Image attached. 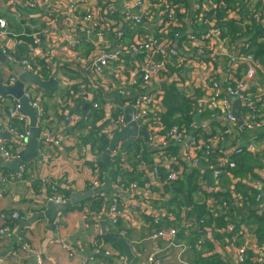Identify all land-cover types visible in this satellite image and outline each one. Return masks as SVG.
<instances>
[{
    "label": "crops",
    "instance_id": "0c3cea01",
    "mask_svg": "<svg viewBox=\"0 0 264 264\" xmlns=\"http://www.w3.org/2000/svg\"><path fill=\"white\" fill-rule=\"evenodd\" d=\"M70 1L18 0L16 9L12 12L7 0H0V17L6 21L7 31L20 35L17 41L14 39L10 43L8 55L2 50L5 41L0 39V49L8 59L12 56L27 57V47L32 45L33 34H39L42 38L43 47L39 52L49 48L53 52L46 62L41 60L44 81L50 78L57 81L55 91L43 90V109L46 119L49 120V127L54 132L61 133L59 136L56 135L60 140L59 145L49 147L44 152L48 155L47 159L43 157L37 143L36 157L25 163L27 172L23 182L5 185L0 180V213L10 214L16 211L19 215V218L11 224L10 231L0 235V264H27L37 260L42 264H80L83 259L89 258L91 260L87 261V264H148V258L156 250L163 251V260L160 264H239L237 252L240 248H245V264H258L259 258L262 259L260 264H264V244L258 243L253 233L256 226L249 219L254 215L264 214V62H262L264 59L261 61L257 57V47L250 45L252 40L264 41V21L253 18V13L264 9V0H231L234 3L232 6L229 4L230 11H223V17H219L224 25L218 22L222 37L229 45H242V51L253 55L261 64L247 91L250 94L252 108L255 109L254 113L244 107L240 109L243 123L250 122L254 114L250 130L246 129L244 124L241 127L236 122L224 123L221 113L216 108L200 107L199 101L203 94L200 83L207 80L203 70L196 72L192 66L180 68L166 66L165 74L173 78V81L151 83L150 87L143 89L136 81L137 75H133L135 68L127 64L136 56L125 60L124 63L112 64L102 71L97 78V86L91 87L93 97L91 101L98 104V109H92L89 102L80 99L71 100L67 83L69 80L72 82L81 77L82 69L77 64L70 67V64L77 55L86 61H92L99 52L98 48H94L93 43H98L101 47L105 44L114 46L115 40L110 33L102 38L97 37L93 31L82 33L80 18L85 11L79 9L76 13H69L66 5ZM92 1L96 5H103V0ZM123 1L129 0H116L117 12L114 16L117 19H120V14L123 13ZM179 1L183 3L185 10L183 31L190 33L191 26L188 22L199 13L196 10L198 3L196 0ZM212 5L214 0H205V6L210 11L214 10ZM228 23L235 27L234 34L229 33L225 25ZM194 29L197 27L194 26ZM156 30L153 25L148 29L152 33H156ZM76 40H80L79 45L74 48L68 46ZM129 40L128 37L126 43ZM13 50H15L14 54ZM215 51L218 52L217 49ZM40 56L41 54L38 58ZM13 65V63L6 65L0 62V74L4 86H7L10 77L17 78L12 70ZM223 67L225 72L226 65L224 64ZM115 70L117 72H114ZM243 72L244 68L239 70V74L242 75ZM86 73L90 75L92 72L87 70ZM177 76L180 78L181 87L175 80ZM83 81L86 82V79ZM122 89L125 91L124 96L119 93ZM144 93L161 94L160 118L167 111L168 104L179 96L180 101L185 100L190 105L189 113L193 115L192 119L195 114H200L202 126L198 127L193 121L195 133L202 135L203 138L219 139L218 148H222L226 156L235 147L242 146L243 155L245 152L251 155L258 154L259 160L239 164V168L236 164L230 175L223 176L220 179L218 192L220 194L227 192V194L226 197L218 199L206 189V186L215 185L210 169L204 164L190 165L182 156V149L177 146L176 154L170 152L179 157L175 170L181 175L182 185L179 186L182 188L181 193L177 195L172 191L174 188H171L176 183L173 185L162 183L165 174L163 169L161 170L164 173L160 170V176H153L151 170H143L139 167L135 158L139 152L134 154L135 145L125 147L127 145L120 141L121 145L118 143L110 154L111 167L106 166L102 154L107 149L109 140L99 134L100 128L106 124L108 117H115L121 112L120 107L124 103ZM14 102L15 99L12 97H0V106L3 109ZM199 110L201 112H198ZM64 116L76 118L75 121L65 123ZM85 117L88 120H85ZM182 124L188 128L192 123ZM16 126L22 129L20 124ZM99 137H104L108 141L106 149L102 152L99 151L98 146H92L94 145L92 142ZM9 138L10 135L6 131L0 133L2 143L7 142ZM135 139L142 141L140 138ZM247 142L255 144L256 152L247 150ZM83 146L87 149L85 153L82 152ZM145 149L143 159L150 165L154 164L162 150L154 151V147L148 145ZM94 154L107 171L108 177L103 185L105 199H98L91 189ZM242 156L236 158V161L242 160ZM212 162L217 163L215 157L212 158ZM194 169L197 170L195 176H189ZM16 171L0 168V178L6 174H15ZM40 178L55 184L66 200L76 193H87L88 197L59 213L51 224L45 218L48 195L44 193L38 181ZM121 181L126 184L135 182L138 195L119 191L118 185ZM189 182L195 189L190 194L187 193L186 186ZM250 189L257 191L253 205L246 203L247 197L244 196L249 194ZM117 194L120 196L121 218L117 225L112 226L108 220V208ZM257 196H260L261 200H258ZM209 198L213 201L215 199L217 207L224 206V211L214 214L206 204ZM202 206L206 209L205 215L197 218L202 212ZM155 215L160 216L161 219L155 221ZM210 220H223L225 224L215 230L213 224H209ZM198 221L201 222L200 225ZM229 222L235 224L233 235L227 231ZM3 225L5 224L0 221V228ZM102 225L107 234L122 239L129 246L131 256L124 254L122 246L116 240L104 237ZM159 230L174 233L172 241L167 237H155ZM19 234L24 236L21 243L18 241ZM170 242L172 246L169 247ZM63 245L67 249H64ZM25 247L28 250H25Z\"/></svg>",
    "mask_w": 264,
    "mask_h": 264
},
{
    "label": "built area",
    "instance_id": "2783aa9c",
    "mask_svg": "<svg viewBox=\"0 0 264 264\" xmlns=\"http://www.w3.org/2000/svg\"><path fill=\"white\" fill-rule=\"evenodd\" d=\"M198 7L196 10L199 13L193 20H189L188 25L191 26V32L183 31V3L179 0H129L123 1V13L120 14V19H117L115 3L116 0H103V5H96L92 0H71L67 3L66 7L69 13H76L79 9L85 11V14L80 18V31L82 33H89L93 31L97 37L102 38L105 34L110 33L114 40L115 45L100 46L98 43H93L94 48H98L99 52L96 53L92 61H86L79 55L76 56L70 67L77 64L82 69L81 77L74 79V81L67 80L71 100L80 99L86 103H90L92 109H98V104L91 101L92 92L91 87H96L97 78L102 74V71L112 64L124 63L132 56L135 59L129 60L127 64L135 68L137 75L136 81L139 86L146 89L153 84H160L166 80L169 83L173 78L167 76L166 66L170 67H187L192 66L196 72L204 71L206 75L205 81H201L200 87L203 91L200 107L216 108L222 116L224 123H235L231 114L232 99L237 98L241 103V107L250 110L254 113V108L249 90V83L255 78L260 63L255 60L253 55H248L242 51V45H229L227 40L222 37V30L218 25L214 14L208 17L210 10L205 6V0H196ZM217 3L212 5L213 9H217L223 5V0H216ZM10 10L13 12L16 9L18 0H7ZM95 9V10H94ZM195 10V9H194ZM253 18L264 21V9L258 13H253ZM185 19V18H184ZM262 21V22H263ZM154 26L157 30L156 33L149 32L150 26ZM197 29H194V26ZM6 21L0 17V39L5 41V47L2 49L5 54H9L10 43L20 37L7 31ZM130 38L126 43V39ZM32 45L27 47V57L15 58L12 56L10 59L13 64L21 67L26 73L43 79L41 73V60L46 62L50 59L53 52L49 49L39 52L43 47L42 38L39 34L32 35ZM80 40H76L69 47L74 48L79 45ZM218 50L216 52L215 50ZM15 50H13L14 54ZM41 56L38 58V55ZM205 60V61H204ZM226 65L224 72L223 65ZM244 68L243 74H239V70ZM87 70H91L88 75ZM114 72H117L115 70ZM113 75L115 73L112 72ZM201 77V76H200ZM86 79V82L83 81ZM183 79V77H182ZM16 77L8 79L7 86H12ZM175 80L182 86L180 78L177 76ZM93 81V82H92ZM92 83V84H91ZM72 87H76L72 89ZM119 93L124 96L125 91L122 89ZM129 94V93H128ZM25 95L29 100V104L35 109L37 117V126L39 134L37 143L41 148L43 157L48 158L44 153L49 147H56L59 145L60 140L57 138L59 132H54L49 127V120L46 119L43 109L44 92L31 84H25ZM126 97V96H125ZM125 99L124 97H122ZM195 99V98H194ZM161 94L152 95L144 93L136 96L130 102L124 103L120 107V113L115 117H108L106 124L100 128L99 134L110 140L116 131H120L127 125L124 110L131 109L130 120L137 125H143L148 133V141L145 146L155 148H164L168 145H181L182 156L190 165L204 164L211 171V176L214 181V186H206L209 193L215 194L220 190V179L223 176L230 175V172L236 168V158L240 157L243 153L242 146H237L231 153L226 156L222 148H218L219 139L203 138L202 135L195 133V127L190 124L188 128L184 126H171L167 131H164L161 124L160 114L162 113L161 107ZM198 112H201L200 110ZM149 117H154L156 121L148 125ZM76 117L64 116L63 121L69 123L75 121ZM254 114L251 116V121ZM88 120V118H84ZM27 117L20 112V105L14 102L8 105L5 109L0 106V133L7 132L10 138L7 142L0 140V157L4 160L11 161L18 158L26 150V138L28 136ZM251 121L243 123L246 129H251ZM16 124L22 125V129L18 128ZM164 131V132H163ZM57 135V136H56ZM133 139L121 141L126 144L125 147L134 146ZM119 142L118 145H121ZM122 144V145H123ZM117 146V145H116ZM249 152H256V146L253 142L246 143ZM82 152H87L85 146ZM143 149L140 148L139 154L136 155V161L139 167L143 170H151L153 176H160V170L165 171L164 179L162 180L165 185H173L180 180L181 175L175 170V166L179 162V157L170 154V152L162 151L160 156L150 165L143 159ZM92 162L93 179L91 181V189L97 195L98 199H105L104 181L107 179V171L103 168L99 160L96 159V154L93 155ZM216 158V162H212V158ZM27 172L26 164L19 166L15 174H6L1 176L0 180L5 185L23 182ZM204 180V179H202ZM39 183L44 189V193L48 195V202L61 204L66 199L59 193L55 184L40 178ZM137 184L135 182L124 183L119 182L118 190L127 191L131 194H137ZM119 194L112 200L108 208V220L112 226L118 224L121 218L119 209ZM261 200L260 196H257ZM206 204L212 209L213 213L223 212L224 206L219 205L213 201L212 198L207 199ZM225 205V204H223ZM184 212V209H183ZM19 218L18 213L12 212L10 214L0 213V221L3 225L0 228V235H4L10 231L11 224ZM155 221L161 218L158 215L154 216ZM199 224L201 222L199 221ZM235 224L229 222L227 231L231 234L234 233ZM125 234V231H123ZM174 233L169 231L159 230L155 237H167L172 241ZM24 236L18 235V241L23 242ZM97 245L96 242H94ZM172 243H169V247ZM67 249L65 245L62 246ZM25 250H28L26 247ZM163 251L156 250L149 258L148 264H160L163 260ZM89 259H83L80 264H87ZM246 252L245 248L238 249L237 263L245 264ZM262 259H258V264ZM27 264H42L40 261H31Z\"/></svg>",
    "mask_w": 264,
    "mask_h": 264
},
{
    "label": "water",
    "instance_id": "95a60500",
    "mask_svg": "<svg viewBox=\"0 0 264 264\" xmlns=\"http://www.w3.org/2000/svg\"><path fill=\"white\" fill-rule=\"evenodd\" d=\"M261 30V29H260ZM263 31V30H262ZM0 62L6 65H11V60L7 58L5 54L0 49ZM12 70L17 75V80L12 86H4L3 85V77L0 74V97H12L15 99L16 102L20 105V112L28 119V136L26 138V150L23 152L22 155H20L18 158H15L11 161L4 160L3 158H0V168L6 169L8 171H16L18 170L19 166L30 161L31 159L36 157L37 153V139L39 134V128L37 126V117H36V111L35 109L29 104V100L25 95V84H31L36 86L37 88L53 92L57 89V81L54 78H50L47 81L40 80L38 77L30 75L26 73L21 67L18 65H13ZM232 105H231V114L234 118V121L239 126H243V121L240 116V109H241V103L237 98L232 99ZM125 112V119L127 122V125L122 128L120 131H116L111 139L109 140V144L107 149L102 154L103 162L106 166L111 167L110 165V154L115 150L116 145L123 140L127 139H135L140 138L144 142V144H147L148 141V133L143 125H137L136 123L132 122L130 120L131 115V109L127 108L124 110ZM193 121L195 125L198 127L202 126L200 121V114L197 113L193 117ZM170 145L164 147V148H155L154 151L157 150H163ZM177 147H180L182 149L181 145H175ZM88 197L87 193H76L74 195H71L69 199H67L65 202L61 204H55L53 202H47V209L45 211V218L48 219V221L53 224L56 216L64 212L71 207L77 205L84 199ZM102 232L104 234V237L106 239H112L116 240L119 245L122 246L124 254L126 256H131L130 248L129 246L122 240L116 238V236L109 235L106 233L104 225H102Z\"/></svg>",
    "mask_w": 264,
    "mask_h": 264
},
{
    "label": "trees",
    "instance_id": "16d2710c",
    "mask_svg": "<svg viewBox=\"0 0 264 264\" xmlns=\"http://www.w3.org/2000/svg\"><path fill=\"white\" fill-rule=\"evenodd\" d=\"M216 3H217V1L214 0V4H216ZM223 3L224 4L222 6H219L217 9L210 11V13L208 15V17H210L212 14H214L216 20L219 23H221V25H224L223 22H221V20H220V18L223 17V11L229 12L231 9L232 3H234V2H231V0H223ZM229 4H231V6H229ZM225 25H226V27H228V31L230 34H234V32H236L235 27L231 26L230 23L225 24ZM250 45H252L253 47H257L256 48L258 50L257 57L260 58L262 61V59H264V41L259 42L258 40H252V41H250ZM17 58H19V57H17ZM262 62H264V60ZM172 92H173V90H172ZM174 92H175V90H174ZM181 101H180V98L178 96L174 102L169 104L170 109L167 108V111L165 112V114L161 118V122L164 125L163 126L164 131H167L173 125H177V126L182 125V123H184V122L186 123V125H188L190 123L193 124V119H192L193 115L189 113L190 112L189 111L190 105L188 104L187 101L183 100L185 102L182 101L184 103V106L182 107ZM177 116H179V117H177ZM154 121H156V119H154V117H149L148 125L150 126V124ZM133 140L135 142L134 154L139 152L140 148H142L143 149L142 154H144V156H145L146 149H145V145L143 144V142L140 140H136V139H133ZM107 143H108V141L104 137H99V139H96L92 142V144H94L92 146L93 147L98 146L99 151L102 152L106 149ZM162 151H167V152H171L173 154H176L178 152V149L175 145H170L169 147L163 149ZM259 157L260 156L258 154L251 155L250 153L245 152L244 155L241 157L242 160L238 159L236 161L237 168H239V164L242 165L243 163L247 164V163L253 162L255 160H259ZM113 164H114V162H113ZM161 171L164 173L163 170H161ZM195 173H197V170L194 169L193 171H191L189 176L194 177ZM164 176H165V174H164ZM181 180H182V178H180V180H178L176 182V184L171 187V188H174V189H172V191H174L176 193V195H177V193H181L180 191H181L182 187L179 186V184L182 185V183H180ZM177 185H178V187H177ZM186 186H187V193L190 194V193L194 192L195 189L191 186V182H189L188 184L186 183ZM185 189H186V187H185ZM226 194H227V192H225L223 194H220V192H218V193H215L213 195V197L214 198L216 197L218 199L220 197H226ZM256 194H257V191L255 189H250L249 194L244 195L245 197H247L245 200L246 203L253 205L254 204L253 199H255ZM204 206H202V208H201L202 212L200 213V216H198L197 218L203 217L205 215L204 211L206 209L204 208ZM249 219L256 226V228L253 230V233H254V235H256L258 243L264 244V214L262 216L254 215V217H252V218L249 217ZM209 224H213L214 229L216 230L217 227L222 228L225 223L223 222V220H214V221L210 220ZM233 234H230V235H233Z\"/></svg>",
    "mask_w": 264,
    "mask_h": 264
},
{
    "label": "rangeland",
    "instance_id": "374dc122",
    "mask_svg": "<svg viewBox=\"0 0 264 264\" xmlns=\"http://www.w3.org/2000/svg\"><path fill=\"white\" fill-rule=\"evenodd\" d=\"M61 88H62V86H60ZM61 88H59L60 90H62ZM181 106L183 107L184 106V103L181 101ZM167 108L168 109H170V107H169V104H168V106H167ZM177 108V107H176ZM194 109H196L195 107H193ZM162 118V117H161ZM183 125V124H182ZM182 125H180V126H182ZM185 128H187V127H185ZM197 221V220H196ZM198 224H199V221H198ZM200 225V224H199Z\"/></svg>",
    "mask_w": 264,
    "mask_h": 264
}]
</instances>
